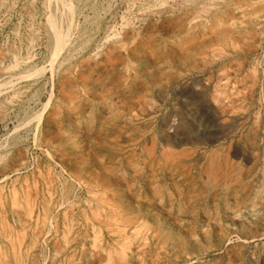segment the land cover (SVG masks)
Segmentation results:
<instances>
[{"label": "rangeland", "instance_id": "rangeland-1", "mask_svg": "<svg viewBox=\"0 0 264 264\" xmlns=\"http://www.w3.org/2000/svg\"><path fill=\"white\" fill-rule=\"evenodd\" d=\"M248 1L0 0V264H264Z\"/></svg>", "mask_w": 264, "mask_h": 264}, {"label": "bare ground", "instance_id": "bare-ground-1", "mask_svg": "<svg viewBox=\"0 0 264 264\" xmlns=\"http://www.w3.org/2000/svg\"><path fill=\"white\" fill-rule=\"evenodd\" d=\"M57 1V0H56ZM226 3V2H225ZM238 4V3H237ZM262 5V2L261 0H249L248 2L244 3V6H241L243 7L242 8V13L240 14L242 18H244L246 16V18H249L251 15L254 16L255 18H257L259 16V14L261 13V6ZM240 7V8H241ZM214 11V10H213ZM225 11V10H224ZM234 9L231 10V13L230 15H228V18L226 17L224 20H222L221 18H213L212 20L210 19V22L208 24H203L202 22L201 23H195V22H190V24L188 25V30L186 31V33H190L193 31V29H195L196 27H201L202 30H201V34L202 36L208 34L210 36H218L220 39L222 38H225V34L226 32L228 31L229 28H231V25L236 23V18L233 13ZM206 13V12H205ZM204 13V14H205ZM225 14V13H224ZM227 16V15H226ZM230 16V17H229ZM251 16V17H252ZM191 18V17H190ZM203 18V17H202ZM249 20V19H248ZM258 20V19H257ZM236 25V24H235ZM231 32V31H230ZM229 32V34H230ZM237 32V31H236ZM235 32V33H236ZM55 33V31H54ZM185 35H190V34H185ZM228 35V34H227ZM56 36V39L59 38V36L57 35V32L55 33ZM61 36V35H60ZM212 41V40H211ZM229 41V40H228ZM59 44H62V41L59 40L58 41ZM57 42V43H58ZM189 42V41H188ZM211 43V42H210ZM217 43V42H216ZM64 45V44H63ZM123 46V45H122ZM206 46V45H205ZM204 46V47H205ZM212 46V45H211ZM231 46V45H230ZM215 47V46H214ZM206 48V47H205ZM222 48V47H221ZM203 49V48H202ZM207 49V48H206ZM108 52V51H107ZM119 53V52H118ZM202 54H205V53H202ZM195 55V54H194ZM151 56V55H150ZM203 56V55H202ZM201 58V57H200ZM61 59V58H60ZM163 60V59H162ZM112 61V60H111ZM160 63V61H159ZM153 66V65H152ZM127 69V68H126ZM168 69V68H167ZM135 70V69H134ZM128 73V72H127ZM160 74V73H159ZM133 78V77H132ZM160 80V79H159ZM155 81V80H154ZM147 83V82H146ZM129 84V83H128ZM48 119V118H47ZM51 119V118H50ZM49 120V119H48ZM48 130V129H47ZM59 130V129H58ZM51 131V130H50ZM54 132V131H53ZM61 132H62V129H61ZM59 134V133H58ZM61 134V133H60ZM64 134V133H63ZM68 135V134H67ZM54 137V136H53ZM68 137V136H67ZM58 138V137H57ZM73 142V141H72ZM58 151V150H57ZM166 152V151H165ZM164 154V153H163ZM205 156V155H204ZM167 158V157H166ZM210 158V157H209ZM207 161V160H206ZM223 161V160H222ZM228 161V160H227ZM215 165V164H214ZM203 168V167H202ZM230 168V167H229ZM204 169V168H203ZM228 169V168H227ZM214 170V169H212ZM209 171V170H208ZM207 171V172H208ZM215 174V173H214ZM222 174V173H221ZM223 174H226V173H223ZM210 175V174H209ZM192 176V174H191ZM213 176V175H212ZM216 176V175H215ZM225 176V175H224ZM196 177V176H195ZM211 178V177H210ZM215 178V177H214ZM196 179V178H195ZM212 179V178H211ZM231 181V180H230ZM219 182V181H218ZM222 183V182H221ZM208 192V191H207ZM129 228V227H127ZM127 232V231H126ZM118 233V232H117ZM123 239V238H122Z\"/></svg>", "mask_w": 264, "mask_h": 264}]
</instances>
